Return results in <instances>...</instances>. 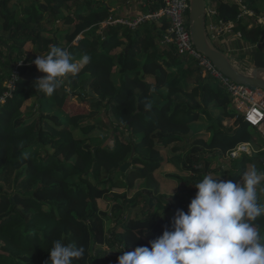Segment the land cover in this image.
I'll return each instance as SVG.
<instances>
[{
	"label": "trees",
	"instance_id": "obj_1",
	"mask_svg": "<svg viewBox=\"0 0 264 264\" xmlns=\"http://www.w3.org/2000/svg\"><path fill=\"white\" fill-rule=\"evenodd\" d=\"M211 1L220 17L236 21L250 47L264 42V24L257 22L263 0H243L257 15L248 20L239 18L238 3ZM162 5L158 0L149 10ZM18 6L0 0L8 33H0V95L17 66L20 73L14 97L0 108V264H51L55 240L85 248L84 258L73 264H118L123 251L150 247L171 229L177 211H188L204 175L229 176L224 169L210 170L207 155L230 156L234 182L253 167L264 171V138L195 58L163 43L166 20L164 27L154 21L136 28L103 25L115 14L106 0H28L20 14ZM50 45L67 49L76 62L88 55L90 62L47 96L34 88L45 74L32 61ZM74 96L89 107L70 115L65 104ZM31 98L37 109L30 113L23 108ZM226 118H235L234 124L225 125ZM242 144L249 150L233 156ZM166 165L175 170L165 173L170 196L156 175ZM259 199L264 204V193ZM101 200L116 208L118 225L112 229ZM252 223L264 238V215Z\"/></svg>",
	"mask_w": 264,
	"mask_h": 264
},
{
	"label": "clouds",
	"instance_id": "obj_2",
	"mask_svg": "<svg viewBox=\"0 0 264 264\" xmlns=\"http://www.w3.org/2000/svg\"><path fill=\"white\" fill-rule=\"evenodd\" d=\"M84 55L80 63L87 65ZM45 75L34 82L37 92L52 96L68 74L75 76L78 63L64 48L50 45L46 55L32 61ZM264 171L245 170L238 181L204 175L188 211L178 210L171 229L132 252L123 251L118 264H264V243L253 221L264 215L259 194L264 193ZM259 186V187H258ZM85 248L53 241L51 264H73L83 259Z\"/></svg>",
	"mask_w": 264,
	"mask_h": 264
},
{
	"label": "built area",
	"instance_id": "obj_3",
	"mask_svg": "<svg viewBox=\"0 0 264 264\" xmlns=\"http://www.w3.org/2000/svg\"><path fill=\"white\" fill-rule=\"evenodd\" d=\"M232 1L238 3L242 9V14L239 18H242V16L244 18L257 16L255 11L248 8L243 0ZM189 7V0H163V5L158 10L144 12L132 20L110 17L103 25L107 23H122L130 28H136L149 21L159 23L166 20L168 28L163 42L174 44L180 55L195 58L204 72L214 77L226 88L232 98V102L244 115L245 122L264 138V89L236 83L218 70L206 55L197 50L189 29ZM257 22L264 24V15L258 16ZM235 27L236 21L225 20L219 16L215 3L211 2V5L208 4L207 29L209 38L214 44L226 47L228 53H233L236 50L230 44L231 39L242 36L241 32L237 31ZM80 38L81 36H78L75 42H79ZM19 80L20 73L17 66L6 84L5 91L0 95V108L8 99L14 97ZM240 150L248 151V144L240 145L237 151L233 153V156H236Z\"/></svg>",
	"mask_w": 264,
	"mask_h": 264
},
{
	"label": "rangeland",
	"instance_id": "obj_4",
	"mask_svg": "<svg viewBox=\"0 0 264 264\" xmlns=\"http://www.w3.org/2000/svg\"><path fill=\"white\" fill-rule=\"evenodd\" d=\"M13 1L15 3H16V1L17 2H20V1L23 2V0H13ZM27 1H26V3H27ZM208 1H209V4L211 5V2L212 1L211 0H208ZM22 2L20 3L21 5L19 4L18 9H17V12L19 14L21 13V10H22L23 6H25V4H22ZM263 2H264V0H263ZM18 13H17V15H18ZM263 13H264V10H263ZM132 19H134V18H132ZM245 20H248V18H245ZM252 23H253V21H252ZM5 25H6V22L5 21H1V19H0V33L3 34V35H7L8 34L7 32H5L6 27H7ZM7 41L8 40H6V42ZM165 44H167V43H165ZM225 51H227V50H225ZM229 55H230V57L232 59L233 58H237L241 62H245V63H249V64L251 63V64H255V65L256 64L257 65H262V64L264 65V58H263L264 57V49H262L260 47L258 48V44H256V46H253V48L250 47V46L249 47H241V48H238L233 53H230ZM32 65H35V64L32 63ZM73 102L75 103L74 104L75 105V108H73V107L70 106V108H68L69 110L66 111L70 115H76L78 113H81L83 111L82 110L83 109L82 107H84V108L89 107V105H87L85 102H82L79 99L78 96L77 97L76 96L72 97V99L70 100V105L73 104ZM231 106L234 107V108H236V109H238L233 102H232V105ZM26 108H27V110L30 109V113L31 112H34L37 109V103H36L35 98H31V99L27 100V102L24 104V108L23 109H25V111H26ZM215 113H218V111H215ZM234 121H235V118H226V120H225L224 123L227 126H232L234 124ZM91 123H93V122L91 121ZM98 127L100 129H105L103 127V125H99ZM249 127H250V129H254L252 126H249ZM101 131H103V130H101ZM102 133L103 132H101V134ZM250 149H251V147H250ZM205 158L208 161V164H209L208 167H209L210 170L221 171L222 169H224L225 171H227L229 173V176L231 175L230 171L232 170V165L233 164L231 162V157L230 156L217 157V155L209 154ZM163 172L164 173H162V174L161 173H157L156 175H157V178L161 182L162 189L165 192L164 195L165 196H170L169 194L171 192H173L172 185H170L169 183H167L165 181V177H166L165 176V173H167V172L174 173L175 170L171 168V165H166L165 166V170ZM180 173L182 175H185V176H188L189 175L188 173L183 172V171H180ZM217 173H220V174H223L224 175V173H221V172H217ZM229 176L228 175H225V180H229ZM114 191H115V193L122 194L123 192H125V189H123V188H116V189H114ZM135 191L136 190L133 189L130 192H128L127 201H129L132 198V195H133V193ZM100 203H101L102 208L104 210H106L108 212V214L110 215V217H111L110 223L108 222V224L110 225V226H108V229L110 227H111V229H112V227H116L118 225V223H117L118 220L116 219V215H115V213H116V210L115 209L116 208L111 209L113 204L112 203H109V202H106L104 200H101ZM117 203H120V202L118 201ZM124 207H126V206H124ZM127 208H128V206H127ZM132 214H131V210H130L129 212L126 213V217L129 218V216H131Z\"/></svg>",
	"mask_w": 264,
	"mask_h": 264
},
{
	"label": "water",
	"instance_id": "obj_5",
	"mask_svg": "<svg viewBox=\"0 0 264 264\" xmlns=\"http://www.w3.org/2000/svg\"><path fill=\"white\" fill-rule=\"evenodd\" d=\"M189 3V29L197 50L206 55L218 70L236 83L264 89V66L246 69L210 40L207 29L208 0H189ZM130 165V162L122 165L123 175Z\"/></svg>",
	"mask_w": 264,
	"mask_h": 264
},
{
	"label": "crops",
	"instance_id": "obj_6",
	"mask_svg": "<svg viewBox=\"0 0 264 264\" xmlns=\"http://www.w3.org/2000/svg\"><path fill=\"white\" fill-rule=\"evenodd\" d=\"M27 0H23L20 2H17L18 4H20L22 2V4H26ZM158 0H106L107 3L111 4L112 10L114 11V16L117 19H126V20H131L132 18H136L138 17L140 14L144 13V12H148L150 11L149 9L156 4ZM21 5V4H20ZM157 23V22H155ZM157 25H159V27H164L166 24L164 23V21L157 23ZM6 26V25H5ZM241 37H234L231 39L230 44L234 49H238L243 47H249L248 42H246L245 40H241ZM230 46V47H231ZM262 48L264 49V43L258 44V48ZM26 51L29 54H32L34 52V45L31 42H28L26 44ZM264 58V57H263ZM233 60L237 63H239L240 65H244L246 67V69L255 67V66H261V65H255V64H249V63H245V62H241L239 61V59L237 58H233ZM263 60V59H262ZM78 63V67L81 68L84 64L77 62ZM261 64V63H260ZM262 66H264L262 64ZM119 78V76H116V79ZM70 100L69 99L67 101V103L65 104V109L69 110L68 108L73 107L75 108V103L73 102V104L70 105ZM261 196V193L259 194V197Z\"/></svg>",
	"mask_w": 264,
	"mask_h": 264
}]
</instances>
